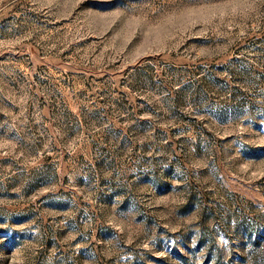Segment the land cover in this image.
Listing matches in <instances>:
<instances>
[{"label": "rangeland", "instance_id": "374dc122", "mask_svg": "<svg viewBox=\"0 0 264 264\" xmlns=\"http://www.w3.org/2000/svg\"><path fill=\"white\" fill-rule=\"evenodd\" d=\"M0 264H264V0H0Z\"/></svg>", "mask_w": 264, "mask_h": 264}]
</instances>
